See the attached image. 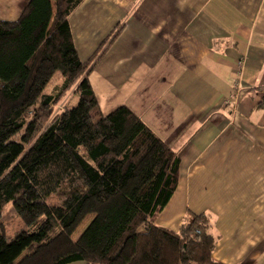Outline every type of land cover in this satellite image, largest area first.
I'll use <instances>...</instances> for the list:
<instances>
[{"label": "trees", "instance_id": "1", "mask_svg": "<svg viewBox=\"0 0 264 264\" xmlns=\"http://www.w3.org/2000/svg\"><path fill=\"white\" fill-rule=\"evenodd\" d=\"M82 1L29 0L0 21V264H221L207 215L189 214L177 233L156 225L180 158L127 106L100 113L88 80L100 51L81 62L68 22ZM69 90L76 105L47 122ZM7 206L21 223L12 236Z\"/></svg>", "mask_w": 264, "mask_h": 264}, {"label": "crops", "instance_id": "2", "mask_svg": "<svg viewBox=\"0 0 264 264\" xmlns=\"http://www.w3.org/2000/svg\"><path fill=\"white\" fill-rule=\"evenodd\" d=\"M28 2L0 0V21ZM68 22L81 62L100 51V113L127 106L179 155L156 225L207 215L215 262L264 264V0H83Z\"/></svg>", "mask_w": 264, "mask_h": 264}, {"label": "rangeland", "instance_id": "3", "mask_svg": "<svg viewBox=\"0 0 264 264\" xmlns=\"http://www.w3.org/2000/svg\"><path fill=\"white\" fill-rule=\"evenodd\" d=\"M61 84V74L56 73L51 82L47 85V87L44 90L45 94L54 93ZM77 96L72 92V90H69L66 92L63 97L60 99V101L51 107V116L48 119L47 122H50L53 120L54 117L62 113L66 108H72L77 103ZM108 113H105L107 115ZM94 120H97L96 117H94ZM47 204H57V199L55 197H50L47 199ZM10 207L7 206L4 209V218H5V229L9 236H12L20 227L21 223L20 221L13 215H11ZM92 219V216L86 217L81 224L77 227V229L73 232L71 235V239L73 241H76L77 238L81 235V233L85 230V228L88 226Z\"/></svg>", "mask_w": 264, "mask_h": 264}, {"label": "built area", "instance_id": "4", "mask_svg": "<svg viewBox=\"0 0 264 264\" xmlns=\"http://www.w3.org/2000/svg\"><path fill=\"white\" fill-rule=\"evenodd\" d=\"M242 61H239L238 62V67L241 69V67H242ZM235 87H236V89H238L239 87H240V84H239V82H236V84H235Z\"/></svg>", "mask_w": 264, "mask_h": 264}]
</instances>
